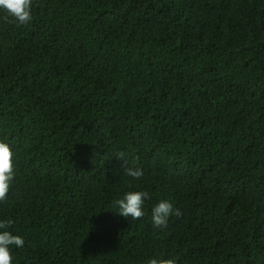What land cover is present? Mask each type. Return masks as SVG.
<instances>
[{"label":"trees","instance_id":"trees-1","mask_svg":"<svg viewBox=\"0 0 264 264\" xmlns=\"http://www.w3.org/2000/svg\"><path fill=\"white\" fill-rule=\"evenodd\" d=\"M6 15L12 264H264V0H33L28 24ZM129 191L150 194L140 220L114 206ZM160 200L181 213L166 228L151 222Z\"/></svg>","mask_w":264,"mask_h":264},{"label":"clouds","instance_id":"clouds-1","mask_svg":"<svg viewBox=\"0 0 264 264\" xmlns=\"http://www.w3.org/2000/svg\"><path fill=\"white\" fill-rule=\"evenodd\" d=\"M32 4L33 0H0V10L7 14L5 19L11 18L10 22L26 25L32 20ZM115 157L124 161V175L134 180H140L143 177V169L127 166L125 153L119 152ZM15 175L13 151L9 144L0 141V201L7 199ZM150 198L147 191H129L122 198L115 200L114 206L120 216L140 220L145 216V201ZM173 214L181 215L168 200H160L151 208V222L154 227L166 228L168 218ZM13 224L14 221L11 219L0 220V264H12V246L21 248L24 245V239L20 235L8 230ZM147 264H176V261L170 258H150Z\"/></svg>","mask_w":264,"mask_h":264}]
</instances>
